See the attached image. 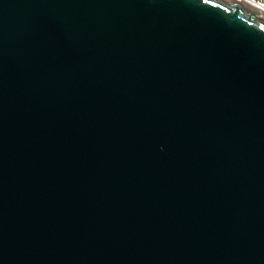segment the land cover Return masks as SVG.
<instances>
[{"label":"water","instance_id":"obj_1","mask_svg":"<svg viewBox=\"0 0 264 264\" xmlns=\"http://www.w3.org/2000/svg\"><path fill=\"white\" fill-rule=\"evenodd\" d=\"M0 264H264V12L0 0Z\"/></svg>","mask_w":264,"mask_h":264},{"label":"bare ground","instance_id":"obj_2","mask_svg":"<svg viewBox=\"0 0 264 264\" xmlns=\"http://www.w3.org/2000/svg\"><path fill=\"white\" fill-rule=\"evenodd\" d=\"M242 1H244V2H246V3L250 4V5H252L253 7H255V8L261 10L262 12H264V6H262V5H258V4L254 3V2H252V1H247V0H242Z\"/></svg>","mask_w":264,"mask_h":264},{"label":"built area","instance_id":"obj_3","mask_svg":"<svg viewBox=\"0 0 264 264\" xmlns=\"http://www.w3.org/2000/svg\"><path fill=\"white\" fill-rule=\"evenodd\" d=\"M247 1H252V2L258 4V5L264 6V0H247Z\"/></svg>","mask_w":264,"mask_h":264}]
</instances>
